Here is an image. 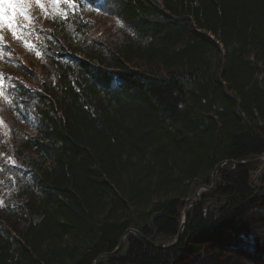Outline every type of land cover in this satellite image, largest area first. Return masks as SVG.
<instances>
[{
	"label": "trees",
	"instance_id": "trees-1",
	"mask_svg": "<svg viewBox=\"0 0 264 264\" xmlns=\"http://www.w3.org/2000/svg\"><path fill=\"white\" fill-rule=\"evenodd\" d=\"M41 3L0 27V264L170 242L216 164L264 156V0ZM261 164L223 165L176 244L97 264H264Z\"/></svg>",
	"mask_w": 264,
	"mask_h": 264
},
{
	"label": "snow or ice",
	"instance_id": "snow-or-ice-1",
	"mask_svg": "<svg viewBox=\"0 0 264 264\" xmlns=\"http://www.w3.org/2000/svg\"><path fill=\"white\" fill-rule=\"evenodd\" d=\"M54 7H56L59 3V0H50ZM31 0H0V27H7L11 31V35L13 39H18L17 35V26L14 21L16 20V15H22L25 20L31 21V17L28 14V7L30 6ZM35 3L44 10V4L41 3V0H35ZM63 3L69 5L70 7H75L72 3V0H63ZM90 7V6H89ZM99 12V7L94 9ZM45 15L48 13L45 11ZM61 15H67V13H61ZM117 23H121L117 20ZM2 39V36H0ZM27 44V42H25ZM31 47V45H28ZM38 56L39 52L36 53ZM0 123H2V119H0Z\"/></svg>",
	"mask_w": 264,
	"mask_h": 264
},
{
	"label": "water",
	"instance_id": "water-1",
	"mask_svg": "<svg viewBox=\"0 0 264 264\" xmlns=\"http://www.w3.org/2000/svg\"><path fill=\"white\" fill-rule=\"evenodd\" d=\"M260 160H263V156H260V157H257V158H253V159H244V160H224V161H221L219 162L218 164H216L215 168H214V171H213V182L210 186H207V185H201L198 187V189L195 191L194 193V196L196 199H194L192 202H190L189 204H187L185 207H184V210H183V220L180 224V228L178 230V233L175 237V239L169 243H166V244H158V243H155V242H152L148 237H146L143 233H141L139 230L135 229V228H128L125 233L123 234V236L121 237L119 243H118V246L112 250L111 252H104L102 254H100L98 256V258L96 259L95 261V264L98 263L99 259L102 257V256H106V255H112L114 254L121 246H122V243H123V240H124V237L126 236L127 233L129 232H134L136 234H138L139 236H141L142 238H144L147 242L151 243V244H154L156 246H160V247H169V246H172L174 244H176L182 233L184 232L185 230V226H186V222H187V217H188V207L194 203H197L199 201V198H200V194L201 192L199 193V191H201L202 189H209V188H212L215 183H216V173L217 171L223 167V165H225L226 163L230 162V163H234L235 165H246V164H250V163H254V162H258ZM254 182V181H252Z\"/></svg>",
	"mask_w": 264,
	"mask_h": 264
},
{
	"label": "rangeland",
	"instance_id": "rangeland-1",
	"mask_svg": "<svg viewBox=\"0 0 264 264\" xmlns=\"http://www.w3.org/2000/svg\"><path fill=\"white\" fill-rule=\"evenodd\" d=\"M35 5H37L36 3H35V0H31V3H30V6L28 7V9L29 10H33L34 8V6ZM98 6H90L89 7V14H90V17L93 19V20H96V21H98L101 25H102V28L104 29H106V28H108V27H110V25L114 22L113 20H110L109 18H105L104 17V13L102 12V10L100 9V7H99V12H97V11H95L94 9H96ZM36 15H38V14H36ZM17 49H20V48H18L17 47ZM26 51V50H25ZM27 52V51H26ZM28 53V52H27ZM27 55H29V54H25V56H23L25 59H27L28 57H27ZM28 128V127H27ZM258 162H262V166L261 167H264V156H263V160H260V161H258ZM255 163V162H254ZM262 171V168H260V170L258 171V174L260 173ZM258 174L255 176V178L254 179H256V177L258 176ZM254 179H252V181H254V182H252V183H255V180ZM256 186V185H255ZM257 186H258V188H257V191L258 192H260V187L262 186H260L259 184H257ZM198 189V188H197ZM196 189V190H197ZM195 190V191H196ZM205 189H202V192L204 191ZM195 193V192H194ZM201 196H202V194L200 195V198H199V201H200V199H201ZM194 199H196L195 198V196H194V194H193V196L191 197V198H188L187 199V204H189L190 202H192ZM198 201V202H199ZM186 204V205H187ZM195 204V203H194ZM194 204H192V205H194ZM192 205H190L189 207H191ZM188 207V208H189ZM182 220H183V218H182ZM175 239V238H174ZM174 239H172L171 241H173ZM170 241V242H171ZM169 243V242H168Z\"/></svg>",
	"mask_w": 264,
	"mask_h": 264
},
{
	"label": "bare ground",
	"instance_id": "bare-ground-1",
	"mask_svg": "<svg viewBox=\"0 0 264 264\" xmlns=\"http://www.w3.org/2000/svg\"><path fill=\"white\" fill-rule=\"evenodd\" d=\"M200 192H202V190H201V191H199V193H200Z\"/></svg>",
	"mask_w": 264,
	"mask_h": 264
}]
</instances>
